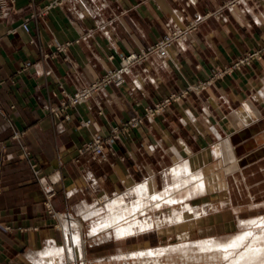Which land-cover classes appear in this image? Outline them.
I'll return each mask as SVG.
<instances>
[{"label":"crops","instance_id":"1","mask_svg":"<svg viewBox=\"0 0 264 264\" xmlns=\"http://www.w3.org/2000/svg\"><path fill=\"white\" fill-rule=\"evenodd\" d=\"M52 1L15 0L0 19V221L12 224L16 235L31 234L33 244L55 235L45 207L48 190L55 191L56 211L83 218L95 197L145 179L159 187L158 174L196 162L222 140L231 143L243 171L253 170L252 156L260 157L264 175V0H239L233 7L231 0H70L44 7ZM26 20L29 31L22 27ZM192 22L196 28L166 57L151 53L132 66L123 84L51 111L63 91L74 92L118 67L121 54L147 50ZM65 42L68 47L58 52L55 44ZM245 57L200 91L191 89L156 116L145 115L146 107ZM136 117L143 123L118 131L105 160L79 156L78 148L94 134L113 136L112 129ZM219 159L208 157L205 165L222 172ZM231 176L225 175L226 186H232ZM21 228L31 231L22 234ZM13 248L18 246L1 229L0 259Z\"/></svg>","mask_w":264,"mask_h":264},{"label":"rangeland","instance_id":"2","mask_svg":"<svg viewBox=\"0 0 264 264\" xmlns=\"http://www.w3.org/2000/svg\"><path fill=\"white\" fill-rule=\"evenodd\" d=\"M55 1L56 0L52 1L50 4L44 7L59 6V5L51 6ZM233 1H235L234 3L236 5L239 0H231L229 3L230 7H233V4H234V3L232 4ZM164 36H162L161 38H163ZM65 43H69V42H65ZM57 44L58 43L55 44L56 50H57ZM58 52H62V51H58ZM110 58L112 59L113 56H111ZM120 65H121V55H120V64L118 67H115V68L116 69L119 68ZM223 70L224 69H222L219 72H222ZM204 82L207 83L208 80L203 81L201 83H204ZM201 83L191 86L192 88L188 87L186 89H183L180 92L171 93L168 96H171L173 94L181 95L182 93H184L185 90H188L187 94L181 97L182 99L189 94L191 89L195 91H200L202 88H199V89H196V88ZM201 85L202 87H205L207 84L206 85L201 84ZM165 98L166 97L157 101V103H155L154 106L160 103ZM63 100L64 98L62 99V101ZM173 102H177V101H173ZM75 106H72V107H75ZM72 107H69V108H72ZM146 108H145V115H147ZM64 110L66 109H63L60 111H64ZM51 111H52V108H51ZM159 113H156L155 116ZM134 119L135 118L130 119L127 122L132 121ZM87 123L89 124V122H86L85 124L88 125ZM126 123L122 124L120 127H117L119 128V131L121 130L124 131V130H128L129 128L138 127L141 123H143V120L136 125L128 124L127 126H125ZM112 133H113V129H112ZM94 135H101V134H94ZM93 136L87 141L83 142L81 146L84 143L90 141L93 138ZM103 137H106V136H103ZM13 140L17 141V139H14V138ZM232 149L234 150L233 147ZM27 158L30 159L29 153L27 155ZM234 158L237 159L236 155ZM235 159H233V161H235ZM259 159L260 157H256V156L251 157L250 163L252 162L251 163L252 164L251 168L253 169L252 171L249 169H247L246 171H243L242 166H244V164H241V168L238 166V168L234 172H228L225 170V162L223 159L218 160L220 161L219 163L223 162L222 170H221L222 172H217L215 171V169H213L215 167V164L209 165V166L205 165V167H203L204 172L207 175L206 177H207V183H208V191L207 193H205L204 195H201L200 197L192 198L190 202L195 205L208 204L211 206V209L208 210L206 214H204L201 217V219L194 220L197 226L196 228L198 230L194 236L180 238V236L178 235L183 233L186 229L182 227L181 228L176 227L175 225H169V226L161 225L162 230L164 231L162 233L159 232V228L155 227L149 230L140 231L136 234H131L127 237L117 239L114 233L109 234L106 231L92 233V224H93L92 222L94 219H86L84 218V216L82 218L80 215L71 213L70 217L80 219L83 223V237L85 239L86 253H85V256L81 257L82 259L80 258L78 260V263L83 264V262L86 261L87 264H227V262L230 263L233 259L238 257L242 253V251H245L247 247L250 246L249 244H251L254 240H255L254 241L255 243L259 241V244L261 243L264 244V225L261 226L259 224L260 221L264 220V175H261L258 171V167H259L258 161H260ZM31 165L36 173L38 171L37 170L38 168L36 167L37 165L34 163H31ZM229 165L231 166V164ZM164 173L157 175V180L159 181V185H160L159 187L156 186L153 179L150 181L151 183H153L154 188L158 191L159 190L161 191L164 188V183H161L162 178L164 179ZM216 173H218L221 178L218 179L217 181H214L213 175ZM232 174L234 177L231 176L232 178L230 179L228 178V181H227V182L231 181L232 186L231 187H229L228 185L226 186L225 175L227 176V175H232ZM223 175H224V178L222 177ZM145 180L134 182L130 186H128L126 190L121 189L117 191L118 193L116 194L114 193L112 195H105V197L104 195H99L95 197L93 201H91L88 207H97V208L100 207L101 209L106 206L107 202L112 201L116 197H119L122 195H125L128 201H135V199H137V195L132 190V187L135 184H140ZM215 182L218 184V187H216L217 185L215 184ZM47 194H48V191H46L45 193V199H46L45 207H46V211L48 212L51 219L53 220L52 222H53V228L55 229L54 230L55 235L52 236L50 240L47 239L46 237H44L43 239L40 237L41 240L38 239L37 241H35V244H33L31 243L33 236L27 233L29 232L30 229L21 228L18 232L23 234L25 233L24 231H26L27 234L16 235V231L14 229L15 227L12 224L10 223L3 224L2 221H0L1 223L0 230L4 229L6 233H8L9 240L12 243H14V245L18 246V248H13L9 252L2 254V256L4 257L3 258L1 257L0 264H36L34 257L33 259L29 258L28 252L30 251V249L33 248L35 249L34 251H38L42 248L48 247L49 245L58 244V246H62L65 244L64 220L66 219V217H69V215L64 212H59L58 210L56 211L51 201L53 209L56 212H58L57 217L53 216L49 212V209L47 207V201H48ZM88 207H86V210H88L87 209ZM169 209L170 208H167L166 212L168 213L172 212V209L170 210ZM162 211L163 210H155V211L147 210L146 212L140 215V219H144L145 217L155 218L156 214L157 213L159 214ZM81 215L83 214L81 213ZM5 225L8 226L7 229L4 228ZM247 231L248 233L251 232V235L250 234L247 235L246 243H244L243 246H240L237 249H234L233 252L235 253L232 252L230 254L231 256H228V257L224 255V252L221 249H219V251L213 250L211 252H206V249L205 251L204 249H201L203 250L201 251L199 249L200 247L199 245L191 244V243H196L197 241L202 242V241H206L209 239H212V241L215 240L216 242L220 241V243H227V242L232 241L234 238L238 237L240 234H242L241 236L245 235V232ZM257 236H259L260 240ZM254 238H257L258 240ZM261 239L263 242L261 241ZM48 240L51 242L47 243ZM52 241H55V242H52ZM182 244H186L185 245L186 250L183 249L184 247H182L183 246ZM164 248L168 251L162 253L160 258L158 259L156 258L151 259L147 255H143L145 257L143 256H136V257L131 256L130 257L129 256L130 258L128 257V259L126 257L127 254L131 252H135L139 249L140 250L141 249L160 250ZM171 250H174V251H171ZM67 259H68L67 256H65V261H67Z\"/></svg>","mask_w":264,"mask_h":264},{"label":"bare ground","instance_id":"3","mask_svg":"<svg viewBox=\"0 0 264 264\" xmlns=\"http://www.w3.org/2000/svg\"><path fill=\"white\" fill-rule=\"evenodd\" d=\"M250 113L251 112L246 116H250ZM261 127L264 128V125ZM261 137L264 139V135ZM259 142L260 140L257 139L253 141V144L255 145ZM235 155V150L232 149L231 143L228 140H222L219 145L211 147L202 157H198V160H195L196 162L193 163L191 159L187 158L188 160L182 164L180 163L176 166L174 165L172 168L166 169L164 173L163 190H156L153 183L150 182L152 179H147L132 187V190L137 195L135 201H128L125 195H122L107 202L106 206L101 209L100 207L89 208L84 212L83 216L86 219H94L92 222V233L106 231L109 234L114 233L117 239L155 227L159 228V232L162 233L164 232L162 230V226L164 225H175L176 227L186 229L183 233L178 235L180 238L194 236L198 231L194 220L201 219V217L211 209V206L208 204L195 205L190 202L192 198L200 197L208 191L207 175L203 168L206 164V158L210 157L213 159L221 157L226 163L225 170L234 172L238 168L239 163V160L234 158ZM232 158H234L235 161L230 166L228 162ZM220 178L218 173L213 175L214 181ZM215 184L218 187L216 182ZM167 208L172 209V212H166ZM147 210L163 211L159 213L160 216L157 213L155 218L145 217L144 219H140V215ZM64 223L65 244L62 246L50 245L40 249L37 253H32L37 264H79L78 260L85 256L86 249L82 221L73 217H66ZM259 224L261 226L264 225V220L260 221ZM248 234L251 235V232L248 233L247 231L243 236L240 234L227 243H220V241L216 242L214 239V241H212V239L208 238L209 240L202 242L197 241L191 244L199 245V249H204V251L206 249V252H211L213 250L219 251V249H221L224 255L228 257L231 256L230 254L234 249L246 243ZM257 237L259 238V236ZM254 241L252 242L254 244L250 242V246L247 247L245 251H242L239 256L237 255L238 257L233 259L230 263L227 262V264H264V244H259V241L255 243ZM182 245V247H184L183 249L186 250V244ZM166 251L168 250L165 248L160 250L139 249L127 254L126 257L128 259L129 256L136 257L147 255L151 259H158L162 253ZM65 256L68 258L67 261H65ZM83 264H87L86 261H84Z\"/></svg>","mask_w":264,"mask_h":264},{"label":"built area","instance_id":"4","mask_svg":"<svg viewBox=\"0 0 264 264\" xmlns=\"http://www.w3.org/2000/svg\"><path fill=\"white\" fill-rule=\"evenodd\" d=\"M67 1L70 0H56L51 6L55 5H61ZM15 2V0H0V19L3 18L6 13L9 11L11 5ZM235 1L232 2V4ZM235 3L233 4V6ZM50 8V7H47ZM28 20L24 21L22 23V27L26 30L29 31L30 27L28 24ZM190 29H174L173 31L167 33L163 38L158 40L154 45H152L149 49L144 50L142 52H130L127 54H121V65L119 68H115L113 70L108 71L105 73L103 76L100 78L96 79L89 85H86L79 90L69 93L66 91L64 92V100L61 102L60 106L56 108H52V111L55 114H58L60 110L63 109H68L69 107L75 106L77 104L83 103L87 100H89L91 97H93L96 93L104 89L106 86L110 84H115V85H121L124 83V77L125 75L129 74L131 72L132 66L141 63L144 61L151 53H157L162 57H166L168 55V51L172 45H174L176 42L181 41L183 38H185L186 35L190 33L191 30L196 28V22H192ZM69 45V43H58L57 44V50L58 51H64L66 47ZM251 54V56L256 55ZM249 57H246L244 59H240L238 62L234 63L231 67H227L224 69L222 72H216L208 80L207 83H201V84H208L210 83L214 78L219 77L223 75L224 73H227L230 71L231 68L238 67L245 61H247ZM199 84L196 89L203 88L202 85ZM192 88V87H191ZM190 88V89H191ZM188 90H185L184 93L181 95H176L173 94L171 96L166 97L163 99L160 103L156 104L153 107H148L146 108V113L147 116L149 117H154L156 113L162 112L168 105H170L173 101H179L181 97L185 96L187 94ZM0 110H1V105H0ZM143 119L141 117H136L134 120L129 121L125 124L127 126L128 124H138L141 122ZM88 124V123H87ZM119 131V128H114L113 129V136L110 137H103L102 135H94L93 138L84 143L78 150L79 156L84 155V154H91L94 157L101 158L103 160L106 159V146L107 145H112L115 142L116 139V133ZM20 133L16 132L13 136L14 139H19ZM28 154V152H27ZM40 171V170H38ZM37 171V172H38ZM55 191L54 190H48L47 194V207L49 209V212L53 216H58V212H56L51 204V199L54 196ZM1 227V223H0ZM5 229L8 228V226H4Z\"/></svg>","mask_w":264,"mask_h":264}]
</instances>
